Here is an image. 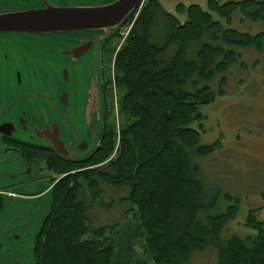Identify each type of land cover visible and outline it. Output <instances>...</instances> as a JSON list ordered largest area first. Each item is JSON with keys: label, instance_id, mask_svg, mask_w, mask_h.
<instances>
[{"label": "trees", "instance_id": "16d2710c", "mask_svg": "<svg viewBox=\"0 0 264 264\" xmlns=\"http://www.w3.org/2000/svg\"><path fill=\"white\" fill-rule=\"evenodd\" d=\"M206 5L203 9L178 2L175 10L184 15L180 20L165 11L160 0H144L138 12L128 16L122 26L131 24L130 29L122 42L120 32L115 34L102 77L98 145L83 160H65L44 148L5 141L19 147L31 166L42 165L54 175L49 211L34 238L35 264H125L137 239L155 264H186L193 252L209 245L217 250L216 264H264L263 222L253 210L246 225L256 233L234 234L225 241L221 233L237 213V199L224 212L200 218L213 202H207L196 160L220 142L199 145L200 133L191 127L205 117L201 108L225 93L228 68L243 65L238 49L263 51L264 0H207ZM157 13L165 21L160 44L152 40ZM235 14L241 22L260 23L263 29L253 34L231 27ZM193 45L197 50L190 54ZM173 46L175 51L167 56ZM216 76L219 82L212 89L208 83ZM99 182L129 189L125 200L135 226L125 230L124 237L115 238L110 227L88 225L81 196L86 188L97 196ZM4 195L0 192V210Z\"/></svg>", "mask_w": 264, "mask_h": 264}, {"label": "rangeland", "instance_id": "374dc122", "mask_svg": "<svg viewBox=\"0 0 264 264\" xmlns=\"http://www.w3.org/2000/svg\"><path fill=\"white\" fill-rule=\"evenodd\" d=\"M107 0H67V5L75 6L99 5ZM178 2L187 5L197 3L207 9V0H160L165 11L178 15L175 6ZM83 5H78V4ZM238 14V13H237ZM233 18L231 27L242 31L256 33L263 29L260 23L247 20L241 22L239 15ZM216 18V15H214ZM131 24L120 29L125 37ZM165 21L160 14L155 15L152 28V40L160 44L165 37ZM122 39V38H121ZM117 36L106 42L102 50L103 73L106 76L107 57L110 49L116 44ZM190 54L197 46L190 47ZM175 51L170 47L166 55ZM243 65H231L225 73V93L217 96L213 102L201 108L205 116L202 121H195L191 127L200 133L199 145L216 141L220 146L206 156L196 160L200 168V177L206 188L207 202L213 205L199 213L202 221L207 215L224 212L237 199V213L224 227L221 240L230 236L253 235L256 230L246 225L250 211H254L257 220L264 227V49L257 52L253 48L238 49ZM192 56V55H190ZM219 77L208 85L216 89ZM202 85V83H201ZM118 99V96H116ZM118 107V102H117ZM115 121H119V111L113 110ZM31 172L38 176L34 182H24L23 188L15 189L14 197L9 198L6 206L0 211V264H33V238L40 229L46 216L51 198L48 185L53 174L41 169L42 165ZM16 185V179L9 180L0 176V188L6 193L12 189L8 184ZM99 194L92 196L86 188L81 196L85 205V214L91 229L101 226L110 227L113 235L124 237V231L135 226V218L130 204L125 197L128 187L115 188L99 182ZM41 191L34 195L23 192ZM12 194V193H10ZM120 231V232H119ZM109 232V231H108ZM112 233H108L111 235ZM123 233V234H122ZM106 234L107 236H109ZM14 240H19L13 241ZM133 257L125 258V264H155L144 253L141 241L136 240ZM217 250L209 245L202 251L193 252L186 264H216Z\"/></svg>", "mask_w": 264, "mask_h": 264}, {"label": "water", "instance_id": "95a60500", "mask_svg": "<svg viewBox=\"0 0 264 264\" xmlns=\"http://www.w3.org/2000/svg\"><path fill=\"white\" fill-rule=\"evenodd\" d=\"M42 1V8L0 14V32H81L94 35L90 40L70 44L67 46L69 50L62 52L63 55L70 56L74 65L64 67L61 71L59 95L56 98L58 107L62 106L64 109L54 107L57 112L47 103L50 100L53 106L56 105V98L41 92L54 88L56 78L49 79L40 75L41 71L36 69L34 61L25 62L11 72L0 68V90L7 88V93L0 96V120L7 119L11 114H17L19 118L23 114L21 110H29L26 115H32L33 121L44 120L41 127L35 124L33 129H16L12 123L3 121L0 133L16 138L20 144L48 149L65 160H83L97 147L102 125L98 48L116 33L141 0H113L92 6H52ZM89 52H93V56L83 60ZM9 111L12 113L6 116ZM19 121L24 126L26 120L22 117ZM1 149H5L3 153ZM12 154L15 155L13 158H3V155ZM27 167L20 149L9 148L0 143V176L9 180L16 179L17 184L24 183L30 180L26 176ZM13 186L12 183L8 184V187H12L10 193L22 188ZM23 193L38 195L41 191ZM11 197L14 195L3 196L4 207L7 204L5 200ZM0 245L2 247V242ZM31 249L33 257L34 241Z\"/></svg>", "mask_w": 264, "mask_h": 264}, {"label": "flooded vegetation", "instance_id": "af4514ba", "mask_svg": "<svg viewBox=\"0 0 264 264\" xmlns=\"http://www.w3.org/2000/svg\"><path fill=\"white\" fill-rule=\"evenodd\" d=\"M47 4L52 6H71L67 5V0H44ZM111 0H107L103 3H107ZM76 5V3H74ZM72 4V6H75ZM102 4V3H101ZM78 5H83L78 4ZM43 7V1L42 0H0V14L8 13V12H16L20 10H32L37 8ZM93 33H81V32H61V33H47V34H39V33H29V32H0V68L3 69V71L8 70L9 72L16 70L21 65H23L25 62L34 61V64L36 65V69L41 71L40 75L46 76L49 79H55L57 81V84L54 88H52L50 91H41L43 93H49L48 95L52 97H57L59 95V88H60V74L64 67L69 68L71 65H74V63H71L70 56L69 55H63V51L69 50L67 46L70 44H77L86 40H90L93 37ZM114 35H112L109 39H107L105 42H103L97 51V57H98V69H99V79H100V95H101V103H102V77H103V62H102V50L109 40ZM93 56V52L87 53L83 60L89 59ZM51 65V66H50ZM53 66L55 68H53ZM51 71V72H50ZM12 78V76H10ZM25 79V78H24ZM16 80V77H15ZM14 80V85L16 86ZM26 80V79H25ZM27 81V80H26ZM7 93V88L3 87L0 90V96L5 95ZM56 98L55 102L56 105H52V101L47 100L50 107H52L53 111H56L54 107H57L58 109L62 110L64 109L62 106L58 107V99ZM103 105V103H102ZM103 108V106H102ZM23 114L19 115V118L22 119V117L26 120L24 121V126H22L19 121L17 114H11L12 111H9L6 116L7 119H1L0 124L3 121L12 123L14 128H24V129H33L35 127V124L39 127L42 126L44 123V120H35L33 121L32 115H26L29 110H21ZM57 112V111H56ZM14 141L17 144H20L21 142L17 140L16 138L10 136L3 135L0 133V143L11 148H18L17 146H14L12 144H8L5 141ZM98 143V142H97ZM96 143V145H97ZM21 145H27V146H36L38 145H30V144H21ZM5 149H1L2 153ZM48 150V149H47ZM15 155H3V158H13ZM25 161V160H24ZM25 163L28 165L27 167V173L26 176L30 177V180H33L34 182L38 179V176H35L31 172L30 164L25 161ZM27 182V181H26ZM23 183H19L14 185L13 187H22Z\"/></svg>", "mask_w": 264, "mask_h": 264}, {"label": "built area", "instance_id": "2783aa9c", "mask_svg": "<svg viewBox=\"0 0 264 264\" xmlns=\"http://www.w3.org/2000/svg\"><path fill=\"white\" fill-rule=\"evenodd\" d=\"M111 85H112V89H113V108H114V111L116 112L117 111V97H116V93H115V85L113 83V79H112Z\"/></svg>", "mask_w": 264, "mask_h": 264}]
</instances>
